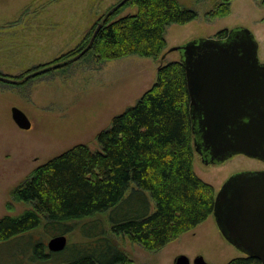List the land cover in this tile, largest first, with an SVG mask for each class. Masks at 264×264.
I'll use <instances>...</instances> for the list:
<instances>
[{
  "label": "trees",
  "instance_id": "trees-1",
  "mask_svg": "<svg viewBox=\"0 0 264 264\" xmlns=\"http://www.w3.org/2000/svg\"><path fill=\"white\" fill-rule=\"evenodd\" d=\"M232 1L214 4L207 19L228 16ZM258 1L264 8V0ZM124 6L135 8V14L116 17ZM114 7L99 16L76 48L12 78L16 85L80 61L103 64L129 56L157 59L166 47V28L197 18L195 11L181 7L178 0H126L120 8ZM229 34L223 30L215 38ZM192 141L184 65L170 62L158 67L156 81L132 107L97 134L96 150L75 145L36 167L12 190L13 200L28 210L0 218V243L40 229L52 238L65 236L81 226L84 241L64 264H128L113 237L146 252L160 251L196 229L214 211L215 191L193 169ZM130 184L135 189L124 197ZM135 202L139 207H131V212L129 206ZM103 215L111 225L103 221ZM85 219L92 221L78 225ZM38 247L48 252L46 258L54 254L40 243Z\"/></svg>",
  "mask_w": 264,
  "mask_h": 264
},
{
  "label": "rangeland",
  "instance_id": "rangeland-1",
  "mask_svg": "<svg viewBox=\"0 0 264 264\" xmlns=\"http://www.w3.org/2000/svg\"><path fill=\"white\" fill-rule=\"evenodd\" d=\"M220 1L178 0L181 7L195 11L197 18L185 25L173 24L166 28V47L157 59L129 56L103 64L80 61L63 71L41 74L16 85L12 78L76 48L99 16L122 1L0 0V75L5 76L0 78L6 81H0V218L16 217L28 210L27 205L13 200L11 192L36 167L78 144L96 150L97 134L108 129L115 116L132 107L154 84L158 67L182 62L181 49L188 44L214 40L223 30L245 29L252 34L258 46L257 57L263 61L264 8L259 1L233 0L228 16L207 19L206 14ZM127 14L134 15L135 8L124 6L116 17ZM12 107L26 115L30 130L22 131L15 126L10 116ZM192 152L195 174L211 185L215 194L237 172L260 167L243 157L205 167L197 155L194 140ZM134 189L130 184L124 197ZM145 197L149 201L147 194ZM129 207L133 212L131 207L138 209L139 204L135 202ZM154 210L152 204L150 213ZM90 221L85 219L78 225ZM103 221L111 225L107 215H103ZM80 227L65 235L66 250L47 258L48 252L39 248L38 243L46 247L52 237L41 229L0 243V264H64L84 241ZM218 238L210 216L158 252H146L124 238L113 237V241L125 254L128 264H171L179 255L199 256L207 264H224L235 252L218 246Z\"/></svg>",
  "mask_w": 264,
  "mask_h": 264
},
{
  "label": "water",
  "instance_id": "water-1",
  "mask_svg": "<svg viewBox=\"0 0 264 264\" xmlns=\"http://www.w3.org/2000/svg\"><path fill=\"white\" fill-rule=\"evenodd\" d=\"M240 31L248 44L243 55H239L235 46H227L217 39L190 43L181 49L190 117L193 120L200 111L203 116L196 122L194 142L196 151L201 143L212 151L224 149L230 156L243 154L264 160V64L258 63L257 45L251 33L245 29ZM232 89L237 92L232 93ZM10 116L18 129L30 130V121L18 108L12 107ZM192 128H195L193 123ZM223 214H227L226 227L233 243L240 244L252 258L264 264V239L257 242L252 230L258 220L264 224V172L233 175L225 182L216 193L213 211L221 231ZM258 233L264 235V231ZM66 244V237L60 235L51 238L46 248L51 253H59ZM175 264H189V260L182 255L176 258ZM194 264L207 263L197 257Z\"/></svg>",
  "mask_w": 264,
  "mask_h": 264
},
{
  "label": "flooded vegetation",
  "instance_id": "flooded-vegetation-1",
  "mask_svg": "<svg viewBox=\"0 0 264 264\" xmlns=\"http://www.w3.org/2000/svg\"><path fill=\"white\" fill-rule=\"evenodd\" d=\"M241 30V29H240ZM239 29H236L234 31H232V34H230V36L228 35L227 37H225L224 39H220L222 44H226L227 46L231 45V46H235V49H237V51H239V55H243L242 53L245 52L246 53V48H248V44L245 41V36L242 34V32ZM252 35V34H251ZM252 41L255 42L253 36H252ZM256 44V42H255ZM257 45V44H256ZM257 50H258V46H257ZM258 63L259 65H263L264 64V60L260 61L257 57ZM237 90H239V87H236ZM236 89H232L231 92H237ZM232 95V94H231ZM228 99L231 96H226ZM203 118V116L201 115V111L198 112L195 115V118H193L192 123L195 126V128H193V133L196 132V122L199 121V119ZM195 139V136L193 135V140ZM197 155L201 161V163L203 164V166L205 167H215V166H219L233 158L236 157H243L246 159H249L253 162H256L257 164L260 165L259 168H253V169H247V170H242L237 172L234 175H238V174H249V173H257V172H264V160H259L256 158H250L248 156H245L243 154H233L232 156H230V153H226L224 149L219 150V151H212L210 149H206L201 143H198L197 146ZM226 182V181H225ZM225 182L221 185V187L225 184ZM220 187V189H221ZM242 187H240L241 189ZM219 189V190H220ZM239 189V190H240ZM239 198L242 201V198L239 196ZM226 216L227 214H223V217L220 218L221 220V227H222V231L216 226L217 228V233H218V239L220 243H217L218 246L222 247H226V248H231L234 252L235 255L231 258L226 259V262L224 264H231L234 263L238 264L242 261H247L250 262L251 264H254L256 261H258L257 259L252 258L248 252H246V249L243 248L240 244H234L233 241L230 239V235L229 232L227 231V227L226 225H228L227 221H226ZM214 223H215V219L214 216L212 214ZM216 225V223H215ZM252 230L254 231V235H255V239L257 240V242L259 241H263L264 239V235H261L258 232H262L264 231V224L262 223V221L258 220V224L255 225ZM192 236L195 235V233H191ZM125 255V254H124ZM182 256V255H179ZM178 256V257H179ZM185 257L188 258L189 260V264H194V260L199 257V256H195L193 258H189L186 255H183ZM177 258V257H176ZM175 259L172 260L171 264H175ZM122 260V259H121ZM119 260V261H121ZM257 264H260V262L258 261Z\"/></svg>",
  "mask_w": 264,
  "mask_h": 264
}]
</instances>
